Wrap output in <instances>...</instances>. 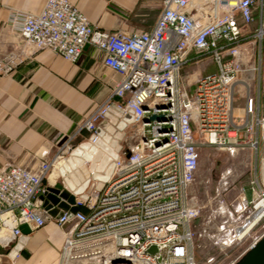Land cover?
<instances>
[{"label":"built area","instance_id":"1","mask_svg":"<svg viewBox=\"0 0 264 264\" xmlns=\"http://www.w3.org/2000/svg\"><path fill=\"white\" fill-rule=\"evenodd\" d=\"M253 23V32L243 31ZM6 27L34 52L49 51L69 63L90 45L120 80L111 98L93 109L50 159L33 169L0 170V247L17 241L23 225L33 231L53 224L63 236L57 264H197L193 223L201 213L189 189L203 148L249 149L259 157L248 181L250 199L245 188L239 194L236 212L250 208L245 219L254 220L239 240L264 219L259 151L264 118L258 110L264 0H161L154 27L130 34L99 30L67 0H46L37 14L12 13ZM201 57H210L217 72L197 76L189 93L180 71ZM19 62L5 54L0 75H9ZM238 87L244 94L235 115ZM113 106L121 117L130 111L133 124L118 135L125 148L116 149L110 177L101 191L75 196L77 212L71 218L62 210L50 216L54 207L46 210L39 199L47 194V179L65 162L75 147L70 142L80 133L90 145L97 142L98 124ZM150 116L163 120L148 121ZM153 246L157 251L149 254Z\"/></svg>","mask_w":264,"mask_h":264},{"label":"crops","instance_id":"2","mask_svg":"<svg viewBox=\"0 0 264 264\" xmlns=\"http://www.w3.org/2000/svg\"><path fill=\"white\" fill-rule=\"evenodd\" d=\"M67 1L93 27L124 34L150 31L161 11V0ZM45 3L46 0H0V58L8 53L21 60L9 75H0V170L13 166L33 169L41 160L50 159L58 148L68 142L81 121L111 98V89L120 80L119 75L103 66L101 54L90 45L84 47L75 63H69L49 51L34 52L6 27L12 13L37 14ZM255 28L256 23H253L244 27L243 31L253 32ZM193 56L191 54L189 57L192 59ZM203 58H209L210 62L203 64ZM211 64L214 65L210 57L188 61L180 71L181 85L189 93L193 92L197 76L217 72V69L213 73L209 72ZM189 66L191 71L185 77ZM183 77L184 83L181 81ZM259 85L258 110L264 118V97L261 98L264 84L262 86L259 82ZM256 89L255 86L254 92ZM241 90L238 87V91ZM112 100L117 102L115 98ZM239 105L235 109L238 115L242 102ZM86 136L82 132L70 144L76 146ZM120 146L116 147L117 150L121 149ZM259 151L264 156V146ZM61 167L55 169L44 182L49 188L62 189L60 180L65 177L58 171ZM262 173L264 176V162ZM64 185L66 187L65 181ZM78 187L66 189L73 193ZM91 191L96 190L93 188ZM253 222L250 218L239 232ZM257 226L262 230L251 239L248 247L237 252L236 258L229 264L238 263L254 247L251 244L264 236V219ZM18 239L7 248L0 247V264H57L63 236L62 230L55 225L47 224L41 229L30 231L21 241ZM16 245L20 251L10 260L9 252Z\"/></svg>","mask_w":264,"mask_h":264},{"label":"rangeland","instance_id":"3","mask_svg":"<svg viewBox=\"0 0 264 264\" xmlns=\"http://www.w3.org/2000/svg\"><path fill=\"white\" fill-rule=\"evenodd\" d=\"M264 48V44H263ZM209 58H203L202 63H209ZM258 67L257 61L254 63ZM191 66L186 69L184 76L191 71ZM216 71L211 64L210 73ZM181 79L184 83V78ZM257 81V75H255ZM264 52L262 55L260 84L264 83ZM255 81V84L257 82ZM190 86V92L192 91ZM244 90L235 96V109L240 107ZM264 93L261 94L263 99ZM236 115L237 114V111ZM121 149L125 148L123 140L118 141ZM117 145V146H118ZM116 149L114 152L116 153ZM263 156V155H262ZM259 157L256 159L254 152L249 149L236 150H219L216 148L201 149L200 159L198 161V170L195 183L190 187L189 194L193 196V203L200 210V216L193 223L196 233L194 240L195 258L197 264H229L232 262L239 250L248 247L253 239L262 228L257 226L246 237L237 239V230L244 228L248 223L245 219L251 212L250 208L237 211L242 196H239L241 188H245V196L249 199L248 181L254 166H259ZM218 179L215 178L216 170ZM229 171V174L226 172ZM225 173V174H224ZM223 174V178H221ZM60 185L62 181L60 180ZM213 186V187H212ZM89 193V191H86Z\"/></svg>","mask_w":264,"mask_h":264},{"label":"water","instance_id":"4","mask_svg":"<svg viewBox=\"0 0 264 264\" xmlns=\"http://www.w3.org/2000/svg\"><path fill=\"white\" fill-rule=\"evenodd\" d=\"M121 115L122 111L113 106L98 124L96 132L99 139L97 142L94 145H90L87 137H85L65 159L60 169V174L62 177H65V181L67 180L66 178H69L76 182L75 184L79 188L72 194L64 187L61 190L48 187L47 194L41 196L39 199L43 202L46 210H49L52 206L54 207V209L49 211L50 216L55 217L59 213V210H62L68 211L67 217L71 218L77 212V208L73 206L75 196L85 198L83 193L93 188L97 192L101 191L113 170L112 160L116 157L114 149L118 145V135L127 126L133 124L130 111L123 117ZM153 120H163V116H150L148 118V121ZM153 143L159 144L158 141H153ZM215 171V178L218 179L217 169ZM20 230L21 238L30 233L25 225L21 226ZM19 251L20 248L16 245L9 252L8 258L13 260ZM156 251L157 249L154 246L147 250L149 254H155ZM236 264H264V236Z\"/></svg>","mask_w":264,"mask_h":264},{"label":"bare ground","instance_id":"5","mask_svg":"<svg viewBox=\"0 0 264 264\" xmlns=\"http://www.w3.org/2000/svg\"><path fill=\"white\" fill-rule=\"evenodd\" d=\"M64 164V163H63ZM63 164H61L60 165V167L63 165ZM59 168V167H58ZM58 168H56V169H58ZM61 169V168H60ZM60 169L58 170V171H60ZM64 178V177H63ZM67 180L65 181V179H64V181H65V183H66V187H67V189H69V190H74L77 186L75 185L74 186V181L73 180H71V179H69V178H66ZM76 183V182H75ZM79 188V187H78ZM78 188L75 190V191H77L78 190ZM75 191H73V193L75 192ZM72 193V194H73ZM251 226V224L250 225H248L245 229H243L241 232H239L240 230H237V239H240L241 237H243V234H245V232L248 230V227H250Z\"/></svg>","mask_w":264,"mask_h":264}]
</instances>
